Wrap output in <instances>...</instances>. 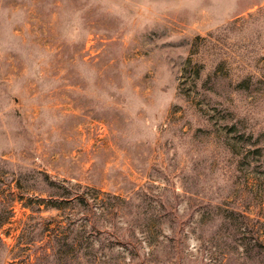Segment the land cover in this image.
Returning <instances> with one entry per match:
<instances>
[{"label":"rangeland","instance_id":"374dc122","mask_svg":"<svg viewBox=\"0 0 264 264\" xmlns=\"http://www.w3.org/2000/svg\"><path fill=\"white\" fill-rule=\"evenodd\" d=\"M0 264H264V0H0Z\"/></svg>","mask_w":264,"mask_h":264}]
</instances>
